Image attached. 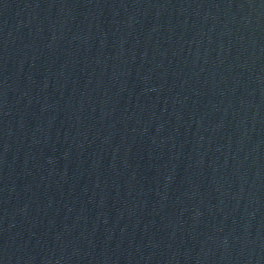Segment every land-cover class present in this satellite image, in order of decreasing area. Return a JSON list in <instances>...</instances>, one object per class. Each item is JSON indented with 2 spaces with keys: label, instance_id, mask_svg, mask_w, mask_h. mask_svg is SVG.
Listing matches in <instances>:
<instances>
[{
  "label": "water",
  "instance_id": "obj_1",
  "mask_svg": "<svg viewBox=\"0 0 264 264\" xmlns=\"http://www.w3.org/2000/svg\"><path fill=\"white\" fill-rule=\"evenodd\" d=\"M0 264H264V0H0Z\"/></svg>",
  "mask_w": 264,
  "mask_h": 264
}]
</instances>
